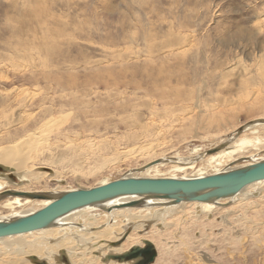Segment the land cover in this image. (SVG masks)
<instances>
[{
  "label": "rangeland",
  "instance_id": "374dc122",
  "mask_svg": "<svg viewBox=\"0 0 264 264\" xmlns=\"http://www.w3.org/2000/svg\"><path fill=\"white\" fill-rule=\"evenodd\" d=\"M27 4L30 6L36 4L34 6H39L42 11L44 9L45 13L43 14L46 18L44 22L47 28L54 32L61 29L60 31L66 35H63L62 38L66 41L60 40V45L58 42V48L54 53L42 57L47 62L48 68L40 64V60L35 61L38 59L36 54H33L35 60H32L31 57V63H28L29 59L25 61L21 58L20 54L22 53H17L13 49L22 38L24 39L32 33L42 36L45 32L41 28L42 25L32 15L29 18L31 8L28 9L29 5L27 6ZM31 19L32 21H30ZM104 34L109 38L106 39ZM124 38H128L126 39L127 43ZM184 38L189 39V45L185 48L186 52H179L178 56L174 54L167 60L168 64L167 61H162L163 56L159 50L181 47ZM109 39L115 40L113 45V47L116 46L115 49L109 45ZM105 46L113 51L105 50ZM150 46L152 49L157 47L150 53L157 52L151 55L148 52ZM114 50H117L119 54ZM115 52L116 55H114ZM111 54L115 57L113 56V58ZM17 55L21 57L19 58ZM152 57L153 59L155 57V63L147 61ZM125 59L127 60L124 61ZM148 63L155 68L161 67L173 69V71L183 67L182 70L185 69V74H191L189 75V78L191 76V88H196V90L194 89L196 94L192 92L190 95V97L193 95L192 102L188 101L185 104L187 106L190 104L194 112L187 116L186 110L178 111L176 109L174 113L176 115L183 114L185 119L181 115L179 121H175L174 117L167 121L163 119V122L160 120L156 129L158 133L155 132L151 144L158 147V144L164 141L168 145L157 148L158 152L150 160L139 159L135 155V157L131 155L125 157L121 154L124 148H122V144L126 140L123 138L124 134L121 138L115 136L125 130L124 124L116 125L117 121H112L118 119L120 114L124 115L127 112L118 114L115 110V112L112 111V107L116 105L109 101L107 95H101L99 100L102 102L98 104L97 111L92 110L93 113L94 111L96 113L89 115L95 117L93 119L87 114L83 115L86 117L84 118L81 113L69 112V110L48 118L43 114L47 106H50L49 102L59 100L58 94L53 91L57 86L54 85L55 87L50 89L48 80L45 82L42 79V74L48 75L53 71L52 69H54L52 74L55 77L60 76L65 83L69 77L75 76L74 78H76V75L81 77L75 79L78 82L94 78V74L109 80L111 77L108 71L116 74L119 70L120 72L125 70L123 77L128 75V77L125 76V80L141 83L146 81L147 74L151 71L146 68ZM29 64L34 65H30V67ZM140 67L145 69H139ZM116 70L118 71L115 72ZM197 71L198 74L205 73L200 78L202 79L201 84L194 82L196 75L193 76V74ZM106 72L107 74H105ZM30 74L39 77L38 83L37 81L35 83L24 82ZM96 75L94 76L96 77ZM85 76L87 79H84ZM198 85L199 87H197ZM190 86L187 85L186 88L192 90ZM206 88L220 97L230 99L227 107L223 108L222 106L215 111L213 108H208L206 105L208 100L211 101L214 97L211 98V95H208ZM102 91L104 92V90ZM70 92V90L64 89L63 95L66 98L63 96L62 99H70L73 95ZM140 96L141 98H138ZM143 97L140 94L132 103L137 109L141 108L140 111L145 112L148 99L145 97L143 99ZM200 97L206 98L205 101ZM43 99L46 101H42ZM41 101L48 102L41 107L39 106ZM216 103L218 104V102ZM207 108L212 110L209 112ZM102 110H105L104 113ZM216 111L219 112L215 114ZM109 112H113V114ZM262 116H264V0H0V135L4 134L5 136L9 132L14 134L15 130L23 128L32 129L38 124H42L44 120H48L35 138L34 152L37 147L39 149L35 155L42 153L39 154L41 156H36V164L60 172L59 180H48L38 186H29L33 190L43 189L45 192L47 190V192H51L53 189V191L66 193L77 189H90L106 181L111 182L137 174V176H141L143 175L141 168L147 162L161 158L162 155L174 156L181 153L180 156L189 162L194 156L193 149H198L200 153L205 152L216 146L218 142H222L226 137L228 138L232 132H238L247 123ZM213 119L214 121H212ZM110 122L111 124H109ZM114 124L115 126H113ZM111 125L113 128L110 127ZM154 126L156 124H150L151 129H154ZM107 127L111 130H105ZM63 132L66 135L61 136ZM248 136L252 135L248 133ZM116 139L121 141L118 148V150L122 149V151H118L121 153L115 151L114 146L116 142H119ZM122 139H124L123 142ZM75 147L77 150L74 149ZM70 151L76 156L81 155L80 158L88 154L86 159H91L85 161L87 163L79 164L77 159H72L69 156ZM250 154L255 155V159L264 156V152L257 154L256 151H252ZM62 159L67 160L66 163ZM201 164L200 161H197L194 165L196 168L188 170L187 175L199 174L202 169ZM170 171L171 168H165L156 174H159V177L163 176L160 174L168 176ZM177 175L185 174L180 172ZM56 188L58 190H55ZM259 193L264 196V185L244 191L237 198L241 197V199L234 204L232 202L224 204L221 214L214 216L200 214L201 216L195 219L196 213H190L191 215L182 216L179 220H170V228L163 229L160 228L161 224H159L160 226L156 225V229H151L152 233L149 231L146 236L147 239L153 240L156 246V258L151 264H264V200L263 197L252 196ZM251 203L253 204L251 205ZM258 203L262 205L260 206ZM250 206L253 207L251 210ZM0 213V217L9 213L8 210L3 209L1 203ZM229 213L231 216L223 220L222 215ZM141 237L143 235L140 234L133 236L135 240H140ZM98 251L99 249H95L91 254L79 255L74 257L73 261L78 264H108L109 256L101 257L99 255L101 252ZM63 252L60 251V253ZM3 258L7 260L6 257L3 256ZM31 259L37 261H30L29 264H41L42 262L50 264L48 260L42 261L35 256H32ZM59 259L61 260L56 259L54 264L70 263L61 257ZM1 263L2 260H0ZM131 264L137 263L132 261Z\"/></svg>",
  "mask_w": 264,
  "mask_h": 264
},
{
  "label": "bare ground",
  "instance_id": "6f19581e",
  "mask_svg": "<svg viewBox=\"0 0 264 264\" xmlns=\"http://www.w3.org/2000/svg\"><path fill=\"white\" fill-rule=\"evenodd\" d=\"M37 2H35V3H37ZM27 3H29V2H27ZM28 5L29 4H27V6ZM34 5H36V4H34ZM34 5L33 6L29 5V7L26 6L28 9L31 8V12L29 13V18H30V15H32L33 18H35L42 25L41 28L45 32L42 36H37V34L31 32L32 34L30 36H28L24 39L22 38L18 43H16L13 49L17 53H22V54H20L22 57L20 55H17L19 58L21 57L22 59H25V61H28V59H29L30 62L28 61V63H31V59H30L31 57H32V60H35V58H33L34 57L33 54H36L38 56V59H36L35 61L40 60L39 63L48 68L47 62L43 58L45 56H47L49 53H54V51L57 50L56 48H58V42L60 40H62L63 35L65 33L63 34L62 31H60L61 29L54 32V31L50 30L49 28H47V25L44 22V20H46V18L44 17L45 14H43V13H45L43 7H42V9H43V11H42L39 6H34ZM49 19H50V17H49ZM57 19H58V17H57ZM57 19H55V20H57ZM69 19H71V18H69ZM30 21H32V19ZM38 22H36L37 25H38ZM73 26H75V25H73ZM32 31H33V29H32ZM64 36H66V35H64ZM105 38L107 39L109 37L107 35H105ZM71 39H72V37H71ZM126 39H128V38H126ZM62 41L65 42L66 40H62ZM109 41H110L109 45H111L113 47L115 40L109 39ZM127 41L128 40H126L125 43H127ZM118 42H120V41H118ZM103 44H104V42H103ZM59 45H60V42H59ZM106 45H108V44H106ZM188 45H189V39L184 38L182 40L181 47H177L176 49H164V51L159 50V51H161L160 54L163 56V58L161 60L167 61L171 56L173 57L174 54H177V56H178L179 52L185 53L186 52L185 48H187ZM114 47H116V46H114ZM114 47H113V49H115ZM120 48H121V46H120ZM106 49H108V47L106 48V46H105V50ZM113 49L112 50L108 49V51H113ZM153 49L150 46V49L148 52L150 53V51ZM156 49H157V47H156ZM156 49H154V50H156ZM123 50H125V49H123ZM114 51H117V50H114ZM119 51H121V50H119ZM175 51H178V52L175 53ZM127 52H129V51H127ZM154 52L155 51H152V53H154ZM117 53L119 54L118 51H117ZM122 53H124V52H122ZM152 53H150V54L152 55ZM139 54H138V56H139ZM114 55H116V52ZM111 56H112V54H111ZM111 56H110V58H111ZM138 56H136V58H138ZM162 56H159V57H162ZM113 58H112V60H113ZM123 58H125V57H123ZM138 59H140V58H138ZM154 59H155V57H154ZM154 59L152 57L149 60L147 59V61L151 62V63H153V62L155 63L156 61H154ZM126 60L127 59H125L124 61H126ZM128 61H129V59H128ZM140 61H141V59H140ZM142 61H144V60H142ZM119 62H121V61H119ZM32 63H33V61H32ZM114 63H115V61H114ZM129 63H131V62H129ZM103 64H105V63H103ZM167 64H168V61H167ZM30 65L31 64H29V66ZM33 65H31V66H33ZM115 65H116V63H115ZM115 65L113 64V67ZM175 65H177V64L175 63ZM16 67H17V65H16ZM27 67H28V65H27ZM27 67H26V69H27ZM113 67H112V69H113ZM116 67H117V65H116ZM86 68L88 69V67H86ZM109 68H111V67H109ZM126 68H127V65H126ZM146 68H147V70H151V71H149L150 73L147 74L146 81L141 82V83L134 81V80H125L126 75L123 77L125 70H122L121 72H120V70L119 71L116 70L115 72L118 71V73H116V74L113 73L112 71H108L109 76L111 77V79H109V80H105V78L97 77V75L94 74V75H96L97 78L93 75L94 78H91V79L89 78L87 81H84V82L83 81L78 82L75 79L77 77H80V76L76 75L77 76L76 78H74L75 76L69 77L67 80L68 83L67 82L65 83V82H63V80L60 76L55 77V75L52 74V72L54 71V69H52L53 71L51 73H49L48 75H44L45 73L42 74V76H43L42 79H44L45 82H47V80H48V82L50 83L49 87H51L50 89L57 86L53 91L55 92V94H58L59 100L56 101V100L50 99V100H52L51 102H49L50 106L49 107L47 106V108L44 110L43 114L45 116H47V118H48V117H53L55 114L63 113V112H65V110H69V112L81 113L82 116L84 114H87V116H89L90 114L94 115L97 111L98 104L100 102H102L99 100L101 95H103V94H104V96L107 95V96H109V101L116 105V106L112 107L113 108L112 111L115 110L116 113H118V114H120V113L123 114V113L127 112L124 115L120 114L119 115L120 117H118V119H115L112 121V122L117 121V123H115L116 125L118 123L124 124L123 126H124L125 130L122 131V133H120V135L117 134L116 136L115 135L114 136L116 138L117 137L121 138V136L124 134L123 138L126 140L122 144L123 145L122 148L124 147L123 151H122V149H119L122 151V153H121V151L118 152L119 151L118 148L120 147V143H121V141H119L120 139H118V140L116 139L119 142H116V145L114 146L116 150L115 149L114 150L117 151V153L123 154V156H125V157L130 156V155L133 157L135 155L139 159L140 158L141 159L147 158V160H150L152 158V156H154L155 153L158 152L157 148L163 147L164 145H166V146L168 145V143L164 142V141L161 142L160 144H158V147H156V146L154 147L151 144V140L155 136V132L158 133L156 129L160 124L159 123L160 120H162V122H163V119L164 120L166 119L165 121H167L168 119H170V118L173 119V117H174L175 121H179L180 118L182 117L181 115H183V114L176 115L174 113L176 109H178V111H185L186 110L187 112H185V113L187 114V116L191 112H194V109L190 104H189V106H187L185 104H187L188 101L190 102L192 100L191 97H193V95L191 97H190V95L192 92H194V89L196 90V88H194V89L191 88V86H190L191 85V80H190L191 76L189 78V75H191V74H189V75L185 74L184 73L185 69L182 70L183 67H182V69H178L176 71H173V69H164L161 67L155 68V67H152V64L148 63V64H146ZM41 69H43V68H41ZM130 69H131V67H130ZM139 69H143V68L140 67ZM131 70H133V69H131ZM127 71H128V69H127ZM110 72L113 74H111ZM126 73H129V72H126ZM198 73H199L198 71H197V73L194 72L193 76L196 75L195 76L196 79L194 78L195 80L194 79L193 80H194V82H198V84L199 83L201 84L200 81L202 79H200V78H202L203 77L202 75H205V73H202V72H200V74H198ZM105 74H107V72ZM57 75H59V74H57ZM126 77H128V75ZM147 78H148V80H147ZM84 79H87V77ZM36 81L38 83L39 77L35 74H30L27 77V79H25L24 82L35 83ZM187 85L190 86V88L192 90L187 89L186 88ZM195 85H196V83H195ZM62 87L64 89H67L68 91L70 90L72 92L73 95H72V97L70 96L71 97L70 99H66V100L62 99V97L64 96L63 95L64 89ZM197 87H199V85ZM46 88H48V87L46 86ZM206 89H207V91L209 90L208 88H206ZM102 90H104V92ZM48 93H51V92H48ZM207 93H208V95H211V98L214 97L212 100L210 99L211 101L208 100V102L206 104L208 106V108H213V110L215 111V110H217V108H221L222 106H223V108H224V106L227 107V103L229 102L230 99H228L226 97L225 98L220 97V96L216 95L215 92L213 93L211 91H208ZM140 94H142L145 97V99H148L147 100L148 104L146 106L147 110L145 109L146 110L145 112L140 111V110H142L141 108H140V110L137 109V107L132 103L135 99H137V96H139ZM131 95H133V96H131ZM52 97H54V96H52ZM144 97H143V99H144ZM138 98H141V96ZM200 98L203 99V97H200ZM209 98H210V96L208 97V99ZM194 99H195V97H194ZM205 99H203V101H205ZM44 100L46 101V99H43L42 101H44ZM42 101H41V104L39 105L41 107L48 102L47 101L46 103H43ZM137 101H135V102H137ZM216 102H218V104ZM199 106H200V104H199ZM100 109H99V111H100ZM92 110H96V111H94V113H93ZM105 110H102V112ZM108 110H109V108H108ZM211 110H209V112ZM218 112L219 111H216L215 114H217ZM109 113L113 114V112H109ZM118 114H117V116H118ZM50 115H52V116H50ZM202 115H200V116H202ZM45 116H43V117H45ZM107 116H108V113H107ZM107 116H106V118H108ZM114 117H116V115ZM78 118H79V116H78ZM84 118H86V117H84ZM93 118H95V117H92L91 119H93ZM99 118H100V116H99ZM183 118L185 119L184 115H183ZM91 119H90V121H91ZM101 119H99V121H101ZM105 120H107V119H105ZM103 121H102V123H103ZM212 121H214V119ZM40 122H42V121H40ZM47 122H48V120H46V121L44 120V122L42 124H38L35 128H32V129L23 128L21 130H19V129L15 130L14 134L13 133L11 134L9 132L5 136L2 133H1L2 135H0V141H1V145H0V203L2 204L3 209H6L9 211V213L7 215L0 217V222H6V221H10V220H13L16 218H21L23 216L33 214V213L45 208L46 206L51 204L54 200H56L57 198H59L65 194V192L64 193L62 191L57 192V191H53V189L51 192H47L48 190L45 192V191H43V189L37 190L34 188L35 190H33V189L29 188V186H31V185L32 186L33 185L38 186L42 182H45L48 180H50V181L55 180L56 181V180L60 179V172L59 171L50 169V168L45 167V166H37V164H36V161H37L36 156L39 154H42V153H39V154L37 153V155H35L36 152H38V150H39L38 147L36 146L37 150L35 149L36 152H34L35 138H36V135L38 134L39 130L40 129L42 130V127L45 126V124ZM23 123H25V122H23ZM151 123L156 124V126H154V129L150 128ZM106 124H108V123H106ZM109 124H111V122ZM115 124L113 126H115ZM179 124H180V122H179ZM39 125H41V126H39ZM108 127H109V125H108ZM108 127L105 130H109L110 128H108ZM110 127L113 128L112 125ZM160 129H161V127H160ZM118 131H119V129H118ZM4 132H6V131H4ZM248 133H250L252 136H248ZM64 135H66L64 132L61 133V136H64ZM67 139L69 140L70 137ZM73 139H74V137H73ZM124 139H122V142ZM110 144H112V143H110ZM65 146H66V144H65ZM77 148H79V147H77ZM74 149L77 150L76 147ZM252 151H256L257 154L264 152V116L259 117L254 121L253 120L250 121L245 126H243L241 130H239L238 132L237 131L232 132L228 136V138L226 137V139H224L222 142H220V143L218 142L216 144V146L209 148L205 152L200 153V152H198V149H193L192 153L194 156L192 155L193 157L189 160V162H187L188 160L183 159L180 156L181 153L175 154L174 156H163L162 155L161 158L159 157L157 159H153L152 161L147 162L144 165V167L141 168V172L143 173V175L137 176L138 175L137 174V175H133V176L126 177V178H149V179H162V178L164 179V178H166V179H183V180L186 179V180H189V179H196V178L213 176V175H217V174H223V173H227V172L234 171V170L244 169V168H247L249 166H252V165H255V164H258V163L264 161V156L260 157L258 159H255L254 158L255 155L250 154V152H252ZM95 152L98 153L97 151H95ZM95 152H93V153H95ZM114 153H116V152H114ZM68 154L72 159L73 158L77 159L79 161V164L84 163L88 159H91V158L86 159V157H88L87 156L88 154L83 158L82 157L80 158L81 155L80 156L78 155L79 156V158H78V156H76L71 151ZM68 154L66 157L67 160H68ZM84 155H85V153H84ZM91 155H92V153H91ZM39 156H41V155H39ZM95 156H97V155H95ZM62 160L65 161V163L67 161L64 159H62ZM69 161H70V159H69ZM78 161H77V165H78ZM197 161H200L202 163L201 164L202 169L199 171L200 173L197 175H194V176L187 175L188 170H194L196 168L194 165ZM85 163H87V162H85ZM88 163H89V161H88ZM50 165H53V164H50ZM181 165H183V166H181ZM53 166L55 167V165H53ZM87 166H89V165H87ZM165 168H171L169 175L165 176L164 174H160L163 176L159 177V174H156V173H160L161 169H165ZM180 172L184 173L185 175H183V176L177 175V173H180ZM107 183H110V182L106 181V182H103L101 185H105ZM101 185H99V186H101ZM262 185H264V180L248 185L242 191H240L239 193H237L235 195H231V196H227V197H223V198H212V199H209L206 201H189L187 199L175 200V199L161 198V197L148 196V195H123V196L116 197V198H113L110 200H106V201L95 203V204H92L89 206H85V207L77 209L71 213H68V214L56 219L49 227H46L44 229L33 231L30 233H26V234L9 236V237L0 239V260H2L1 264H29L30 261L36 260V259L32 260L31 259L32 256H35L36 258H38L39 260L41 259L42 261L48 260L50 264H54L56 259L61 260V259H59V257H61L66 262L68 261V263L70 262L69 264H78L77 262L73 261L74 257H78L79 255L85 256L86 254H91L92 252L95 251V249H99V251L101 253L99 251L98 252L100 253L99 255H101V257L102 256H109L108 261H107L108 264H111V263L112 264H131L132 260L131 261H124V260L114 259L112 257L113 256H122V255L130 252L134 248H145L147 246V244H151L155 248L156 246H155V243L153 242V240L147 239L146 236L149 233V231L151 232V229L155 228L156 225L160 226L159 224H161L160 228H163V229H165L166 227L170 228L171 227L170 226L171 225L170 220H179L180 217H182V216L187 217L190 213L191 214L196 213L195 214L196 217L194 216L195 219L200 217L203 214H205V215L210 214L212 216H214L216 214H221V211H223V209H224V207H223L224 204L229 203V202H232L234 204L239 199H241V197L239 199H237V198L244 191L253 190V189H256L257 187L259 188V186H262ZM13 186H15V187L13 188ZM6 188H8V189H6ZM55 190H58V189L56 188ZM29 195H31V196H29ZM32 195L33 196L42 195L46 198H43V199L33 198ZM246 195H247V193H246ZM242 196H244V195H242ZM252 196H259L261 198L263 197V200H264V196H261L260 193L254 194ZM256 199H257V197H256ZM132 202H138V203L134 206L127 205V204H131ZM255 202L257 203V201H255ZM249 204H250V202H249ZM252 204L253 203H251V205ZM251 207L252 206H250V210H251ZM99 208H101V209L99 210ZM229 216H231V213H229L228 215H222V219L226 220L229 218ZM154 232H156V231H154ZM160 233H161V231H160ZM139 234L143 235V237H141L140 240H135L133 238V236H137ZM148 236H151V235H148ZM60 251H64V252L60 253ZM3 256L6 257L7 260H5L3 258ZM92 262H93V260H92ZM43 263L44 262H42L41 264H43Z\"/></svg>",
  "mask_w": 264,
  "mask_h": 264
},
{
  "label": "water",
  "instance_id": "95a60500",
  "mask_svg": "<svg viewBox=\"0 0 264 264\" xmlns=\"http://www.w3.org/2000/svg\"><path fill=\"white\" fill-rule=\"evenodd\" d=\"M264 180V161L244 169L196 179L122 178L90 189L65 193L45 208L21 218L0 222V239L26 234L49 227L56 219L77 209L123 195H148L169 199L206 201L235 195L248 185ZM31 196V195H29ZM33 198H46L35 195ZM138 202L127 204L134 206ZM112 258L151 264L156 258L155 248H134L122 256Z\"/></svg>",
  "mask_w": 264,
  "mask_h": 264
}]
</instances>
